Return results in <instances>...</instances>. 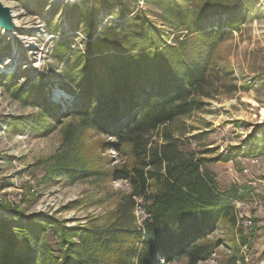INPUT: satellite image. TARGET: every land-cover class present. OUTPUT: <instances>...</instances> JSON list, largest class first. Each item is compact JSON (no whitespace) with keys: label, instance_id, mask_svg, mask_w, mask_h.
Listing matches in <instances>:
<instances>
[{"label":"rangeland","instance_id":"obj_1","mask_svg":"<svg viewBox=\"0 0 264 264\" xmlns=\"http://www.w3.org/2000/svg\"><path fill=\"white\" fill-rule=\"evenodd\" d=\"M5 1L19 15V31L0 32V210L4 203L19 206L27 214L45 212L70 227L111 222L121 196L131 193L127 181L118 175L71 181L56 171L67 155L100 172L127 160L107 145L114 141L110 136L83 126L80 116L67 117L77 99L67 90V61L75 60L78 53L87 56L103 30L124 33L138 26L139 19L155 29L158 42L173 44L178 35L183 39L188 33L186 17L191 20L199 11H207L199 21L201 28L208 32L219 29L226 37L215 51L208 95L199 111L166 128L180 140L184 152L209 159L205 166L220 190L239 188L235 199L239 228L232 231L222 225L212 233L209 239L218 246L198 264H264V121L258 116L264 107V0ZM211 7L224 10L210 11ZM30 36L33 50L42 54L39 68L45 80L41 76L39 81L32 80L23 73L28 71L22 70L26 62L34 60L26 48ZM11 54L20 60L13 64L14 69L7 65ZM53 94L58 97L54 99ZM41 95L60 103L62 114L53 126L35 130L42 108L34 99L42 100ZM162 129L152 135L153 141H160ZM238 145L243 151L233 153ZM220 154L233 155L226 161L216 160ZM135 199L134 214L141 227L146 214L143 201ZM248 219L252 226L247 228L243 220ZM240 228L248 234L250 245L233 249L228 242L232 238L240 243ZM158 264H188V259H162Z\"/></svg>","mask_w":264,"mask_h":264},{"label":"trees","instance_id":"obj_2","mask_svg":"<svg viewBox=\"0 0 264 264\" xmlns=\"http://www.w3.org/2000/svg\"><path fill=\"white\" fill-rule=\"evenodd\" d=\"M207 14L199 11L194 19L186 17L188 33L169 45L158 42L155 29L142 19L124 33L105 29L87 56L78 53L67 61V90L77 98L67 117L80 116L83 126L110 136L114 141L107 145L127 160L100 172L67 155L56 171L71 181L118 175L131 185V193L121 196L111 222L83 227L2 203L0 264H158L181 258L198 264L218 246L209 239L212 233L222 225L232 231L239 228L235 204L239 188L220 190L205 166L209 159L184 152L180 140L166 128L199 111L208 95L215 51L226 37L219 29L201 28L199 21ZM41 96V101L34 99L42 108L35 130L53 126L62 114L60 103ZM158 129L161 139L153 141ZM241 149L235 146L233 153ZM231 155L220 154L216 160L226 161ZM135 198L143 201L146 214L141 227L134 214ZM238 234L239 244L229 239L233 249L250 245L243 228Z\"/></svg>","mask_w":264,"mask_h":264},{"label":"built area","instance_id":"obj_3","mask_svg":"<svg viewBox=\"0 0 264 264\" xmlns=\"http://www.w3.org/2000/svg\"><path fill=\"white\" fill-rule=\"evenodd\" d=\"M17 15H18V13H16ZM19 16V15H18ZM40 32L42 31L43 33H46V31H45V29H38ZM41 32V33H42ZM37 34H40L39 32H37ZM41 35V34H40ZM34 39V38H33ZM29 40L31 41L32 40V38H31V36H30V38H29ZM35 40H36V37H35ZM29 45L28 46H26V48H28L29 49V52H32L31 54H33V58H34V60H30V61H27L26 62V64H25V68L24 69H22V70H25V69H27L28 71H22L23 73H27L26 74V76H28V77H31L32 78V80H33V78L35 77V78H37V81H39V79H38V77L40 78V76L41 77H43L42 79L43 80H45L46 79V77H45V74L43 73V72H41L40 71V68H39V64L42 62V60H43V58H42V54L40 53V51L39 52H35V50H33L34 49V44H30V42L28 43ZM31 46L33 47L32 49H31ZM25 47V46H24ZM35 55V56H34ZM20 62V60L19 59H17V56H15V54H11L10 56H9V58H8V67H11L12 69H14L13 68V64L15 63V64H17V63H19ZM19 65V64H18ZM18 65H17V67H18ZM39 68V69H38ZM60 89V88H59ZM56 91H58V90H55V92ZM60 92L61 93H64L63 92V90H60ZM53 96H54V99L55 98H57L58 97V95H54L53 94ZM243 225H245L247 228L248 227H251L252 226V221L250 220V219H248V220H243Z\"/></svg>","mask_w":264,"mask_h":264},{"label":"water","instance_id":"obj_4","mask_svg":"<svg viewBox=\"0 0 264 264\" xmlns=\"http://www.w3.org/2000/svg\"><path fill=\"white\" fill-rule=\"evenodd\" d=\"M55 2H66L69 0H54ZM14 7L10 4H6L3 0H0V30H3L5 34H14L19 30V24L14 13Z\"/></svg>","mask_w":264,"mask_h":264},{"label":"bare ground","instance_id":"obj_5","mask_svg":"<svg viewBox=\"0 0 264 264\" xmlns=\"http://www.w3.org/2000/svg\"><path fill=\"white\" fill-rule=\"evenodd\" d=\"M6 4H10V3H7L5 0H3ZM10 5H12V4H10ZM13 7H14V5H12ZM15 13V12H14ZM16 15V14H15ZM16 19H17V15H16ZM19 30H17L14 34H16L17 32H18ZM0 32H4L3 30H0ZM5 33V32H4ZM9 34H12V33H9ZM9 34H6V35H9ZM32 41V40H31ZM30 40L29 41H27V44L30 42V44H33V42H31ZM29 45V44H28ZM27 45V46H28ZM33 47L31 46V49H32ZM32 53V52H31ZM260 118H261V120H263L264 121V107H261V109L259 110V115H258Z\"/></svg>","mask_w":264,"mask_h":264}]
</instances>
